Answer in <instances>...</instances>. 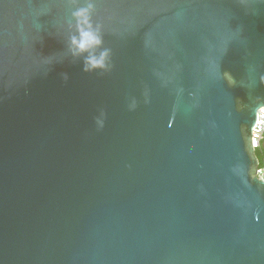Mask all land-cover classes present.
Returning a JSON list of instances; mask_svg holds the SVG:
<instances>
[{"label": "water", "instance_id": "obj_1", "mask_svg": "<svg viewBox=\"0 0 264 264\" xmlns=\"http://www.w3.org/2000/svg\"><path fill=\"white\" fill-rule=\"evenodd\" d=\"M69 16L0 0V264H264V0H96L110 72Z\"/></svg>", "mask_w": 264, "mask_h": 264}, {"label": "clouds", "instance_id": "obj_2", "mask_svg": "<svg viewBox=\"0 0 264 264\" xmlns=\"http://www.w3.org/2000/svg\"><path fill=\"white\" fill-rule=\"evenodd\" d=\"M70 16L66 20L67 51L71 55L72 63L82 61V71L93 73L97 71L110 72L112 64V50L105 47L103 26L94 21L96 0H67ZM50 13V12H49ZM47 14V13H45ZM38 28H42L40 24ZM65 81L69 79L67 72L61 73ZM264 83V77L261 78ZM132 107H135L133 103ZM259 111H264V101L258 105ZM102 128L104 120L97 118Z\"/></svg>", "mask_w": 264, "mask_h": 264}, {"label": "built area", "instance_id": "obj_3", "mask_svg": "<svg viewBox=\"0 0 264 264\" xmlns=\"http://www.w3.org/2000/svg\"><path fill=\"white\" fill-rule=\"evenodd\" d=\"M252 145L255 149H259L264 142V111H259L257 113V118L255 125L252 129ZM257 176L259 179L264 178V168H258Z\"/></svg>", "mask_w": 264, "mask_h": 264}, {"label": "trees", "instance_id": "obj_4", "mask_svg": "<svg viewBox=\"0 0 264 264\" xmlns=\"http://www.w3.org/2000/svg\"><path fill=\"white\" fill-rule=\"evenodd\" d=\"M255 152L259 159V167L264 168V142L262 143V146L259 149H257Z\"/></svg>", "mask_w": 264, "mask_h": 264}]
</instances>
